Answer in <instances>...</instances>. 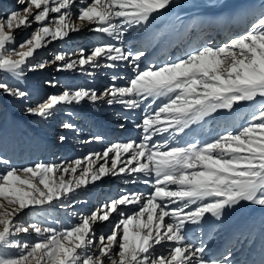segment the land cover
Instances as JSON below:
<instances>
[{
  "label": "snow or ice",
  "instance_id": "1",
  "mask_svg": "<svg viewBox=\"0 0 264 264\" xmlns=\"http://www.w3.org/2000/svg\"><path fill=\"white\" fill-rule=\"evenodd\" d=\"M16 4L0 10V74L20 80L26 69L49 65L89 76L93 72L86 66L115 69L123 62L131 67L123 85L116 81L125 77L112 75L102 91L66 87L26 107L27 113L48 117L60 105L84 100L120 104L128 110L143 104L144 112L135 124L142 133L138 140L110 143L102 152L19 167L0 156V250H17L15 255L0 252V264H235L231 251L209 257L204 241L193 242L190 234L202 233L209 216L214 228L228 209L242 202L264 208V10L243 33L223 43L208 41L174 59L141 66L146 50L126 46V33L146 28L172 0H16ZM25 29L31 31L18 40L17 33ZM84 29L118 43L97 42L76 54L61 50L50 59L35 61L38 50ZM46 83L56 85L55 80ZM0 92L27 96L2 76ZM158 98L163 102L157 104ZM241 103L250 109L241 126L226 123L223 134L209 140L176 141L190 126ZM61 127L76 126L66 121ZM164 134L166 138L153 142ZM121 174L136 177L132 183L142 175L150 191L121 192L89 214L80 213L74 222H45L54 205L66 208L78 190ZM129 206L134 210H122ZM97 224L110 227L97 230ZM20 234H34L35 239L21 241L16 238Z\"/></svg>",
  "mask_w": 264,
  "mask_h": 264
},
{
  "label": "bare ground",
  "instance_id": "2",
  "mask_svg": "<svg viewBox=\"0 0 264 264\" xmlns=\"http://www.w3.org/2000/svg\"><path fill=\"white\" fill-rule=\"evenodd\" d=\"M212 1L205 0V7H195L191 4L192 0H172L171 6L155 15L146 28L137 27L126 33V46L146 50L141 66L150 61L174 59L208 41L218 45L243 33L255 15L264 10V0H222L218 4ZM17 6L16 0H0V10L7 11ZM207 29L213 36L206 35L203 38ZM28 31L29 29H25L18 32L17 39L28 35ZM103 41L118 43L106 34L84 29L71 33L64 41H53L38 50L36 57L40 54L50 59L56 51L61 50L76 54L82 47L89 49L97 42ZM118 63L121 66L115 69L101 67L92 70L86 66L87 71L93 72L91 76L78 70L58 71L55 65H49L32 72L26 69L25 76L20 80L13 78L27 93V99L26 105L22 106L23 98L11 96L12 105L5 101L7 94L0 95V104L4 105L6 112V118L4 116L0 123V156L7 158L17 167L35 162L60 163L82 158L90 153L102 152L110 143L138 140L142 133L135 124L142 118L143 104L139 109L128 110L120 104L108 105L106 101L92 103L84 100L79 104L60 105L48 117H39L25 111L26 107L35 106L43 98L66 87L102 91L111 82L112 75L125 77L124 80L116 81L117 84L123 85L131 75V67L123 62ZM51 80L56 81L55 86L46 83ZM163 100L164 98H158L156 103L159 104ZM16 109L17 112H14ZM249 110L246 103L234 106L231 111L218 110L211 119H206L200 125L190 126V130L186 129L185 133L177 136L176 141L184 143L209 140L217 134H223L226 123L233 127L241 126L248 119ZM66 121L74 124L75 130L61 127ZM61 135L66 137L64 141L58 139ZM95 136H101L103 139L96 141L92 139ZM166 137L167 134L154 137L153 142ZM144 178L139 175L137 182L132 183L131 180L137 178L127 174L103 177L75 192L73 198L66 201V208L57 204L49 209L51 215L46 223L52 224L53 220L67 223L69 219L74 222L80 213L89 214L99 204L121 192L147 193L150 187L142 182ZM122 210L132 211L134 208L129 206ZM71 213H76V216ZM112 220H116L115 215ZM108 227L110 225H96L97 230L103 228L106 231ZM20 235L22 241L32 242L35 239L34 234ZM190 238L193 242L202 239L207 245L206 255L209 257L219 253L217 258H220L221 254L226 255L231 251L234 262L242 260V264H250L254 256L264 260V208L242 202L239 206L228 209L221 221L215 222L214 228L209 216L202 226V233L190 234Z\"/></svg>",
  "mask_w": 264,
  "mask_h": 264
},
{
  "label": "rangeland",
  "instance_id": "3",
  "mask_svg": "<svg viewBox=\"0 0 264 264\" xmlns=\"http://www.w3.org/2000/svg\"><path fill=\"white\" fill-rule=\"evenodd\" d=\"M210 1H212V0H210ZM224 1H230V0H223V2ZM214 4L216 3V4H218V3H220V2H222V0H213L212 1ZM192 5H194L195 7L197 6V7H202V6H206V2H205V0H192V3H191ZM35 27V26H34ZM31 31V29H29V31H28V33ZM41 58H45V59H49V58H47V57H42L40 54H38V56L35 58V61H39ZM34 61V62H35ZM0 76H2L4 79H7L10 83H13V84H18L17 82H15V80L13 79V78H10V76H8V75H6V74H0ZM19 85V84H18ZM0 95L1 96H3V95H5L4 93H2V92H0ZM14 98H16V97H14ZM11 99H12V97L10 96V95H6V99H5V101L6 102H8L9 104H12L13 105V102H11ZM26 99H27V97H24L23 99H22V106H25L26 105ZM44 99H46V97L45 98H43L41 101H43ZM40 101V102H41ZM40 102H38V103H40ZM3 106L4 105H2V104H0V123H1V121L3 120V117L6 115V112L4 111L5 109L3 108ZM21 106V107H22ZM15 107H13V109H14ZM14 112H17V109L14 111ZM4 118H6V116L4 117ZM5 159H7V158H5ZM72 212H73V210H72ZM26 219H29V222H31V218L30 217H25ZM49 218V216L47 217V219ZM38 219H41V220H45V216H42L41 218L40 217H38ZM47 219H46V221H47ZM45 221V222H46ZM57 221V220H56ZM22 235H20V237H16L17 239H19V240H23V238L21 237ZM0 252H2L4 255H15V254H17V251H16V249H3V250H0Z\"/></svg>",
  "mask_w": 264,
  "mask_h": 264
}]
</instances>
